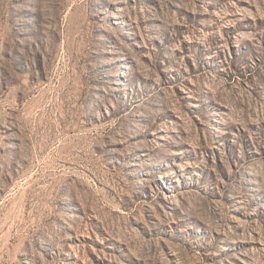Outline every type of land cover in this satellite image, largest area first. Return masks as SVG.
<instances>
[{"label": "rangeland", "instance_id": "rangeland-1", "mask_svg": "<svg viewBox=\"0 0 264 264\" xmlns=\"http://www.w3.org/2000/svg\"><path fill=\"white\" fill-rule=\"evenodd\" d=\"M0 264H264V0H0Z\"/></svg>", "mask_w": 264, "mask_h": 264}]
</instances>
